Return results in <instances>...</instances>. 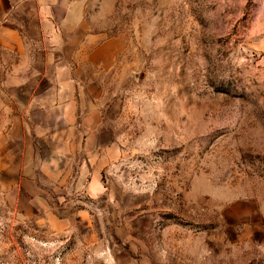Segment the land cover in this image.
<instances>
[{"label": "rangeland", "instance_id": "obj_1", "mask_svg": "<svg viewBox=\"0 0 264 264\" xmlns=\"http://www.w3.org/2000/svg\"><path fill=\"white\" fill-rule=\"evenodd\" d=\"M41 4L0 0V264H264V0Z\"/></svg>", "mask_w": 264, "mask_h": 264}, {"label": "crops", "instance_id": "obj_2", "mask_svg": "<svg viewBox=\"0 0 264 264\" xmlns=\"http://www.w3.org/2000/svg\"><path fill=\"white\" fill-rule=\"evenodd\" d=\"M39 1L41 4V6H39L40 11H39V15L44 18H50V19H54V18H58V17H65L66 11L70 8H73V6H70L69 3L72 2V0H37ZM67 16V15H66ZM77 26H72V28L69 30H67V28H65L62 25H57L56 26H51V27H47L45 26V30L43 31L44 33H47L50 31V33H66V31L70 32V33H78L80 30L78 28H76ZM86 120V114L84 117V121Z\"/></svg>", "mask_w": 264, "mask_h": 264}]
</instances>
